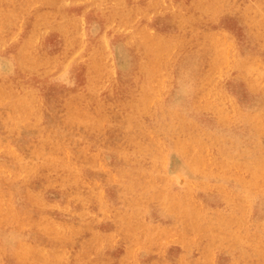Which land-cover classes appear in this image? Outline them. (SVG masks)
<instances>
[{
	"label": "rangeland",
	"instance_id": "374dc122",
	"mask_svg": "<svg viewBox=\"0 0 264 264\" xmlns=\"http://www.w3.org/2000/svg\"><path fill=\"white\" fill-rule=\"evenodd\" d=\"M0 127V264H264V0H0Z\"/></svg>",
	"mask_w": 264,
	"mask_h": 264
},
{
	"label": "bare ground",
	"instance_id": "6f19581e",
	"mask_svg": "<svg viewBox=\"0 0 264 264\" xmlns=\"http://www.w3.org/2000/svg\"><path fill=\"white\" fill-rule=\"evenodd\" d=\"M90 16V15H89ZM89 18V17H88ZM95 18V17H94ZM88 20H90V19H88ZM85 21V20H84ZM99 21V20H98ZM88 22V21H87ZM91 22V21H90ZM94 23V22H93ZM91 24V23H90ZM100 25V24H99ZM101 27V26H100ZM88 28H86V30H87ZM85 30V31H86ZM97 31V30H96ZM82 32H84V31H82ZM89 37V36H88ZM116 37V36H115ZM118 41H119V39H117ZM121 40V39H120ZM111 42V41H110ZM117 43V42H116ZM122 43V42H121ZM59 45V44H58ZM109 47V46H108ZM128 49V48H127ZM126 49V50H127ZM110 50V49H109ZM125 51V50H124ZM123 51V52H124ZM131 52V51H130ZM2 53V52H1ZM125 53V52H124ZM11 55V54H10ZM3 57H4V55H3ZM2 57V58H3ZM121 57V56H120ZM133 57V56H132ZM115 58V57H114ZM119 60V59H118ZM128 60V59H127ZM134 60V59H133ZM2 61V60H1ZM114 61V60H113ZM136 62V61H135ZM6 65V64H5ZM13 65V64H12ZM114 65V64H113ZM116 67V66H115ZM2 68H4V67H2ZM73 68V67H72ZM120 69V68H119ZM126 69V68H125ZM128 69V68H127ZM13 70V69H12ZM132 70V69H131ZM69 71V70H68ZM127 72H129V71H127ZM183 74V73H182ZM15 75V74H14ZM180 75H181V73H180ZM184 75V74H183ZM12 76V75H11ZM122 76V75H121ZM183 78V77H182ZM123 79V78H122ZM179 79V78H178ZM181 85H182V83H181ZM47 96V95H46ZM54 110V109H53ZM52 115V114H51ZM46 118V117H45ZM48 119V118H47ZM46 119V120H47ZM50 120V119H49ZM43 121V120H42ZM59 121V120H58ZM47 122V121H46ZM54 122H55V120H54ZM44 123V122H43ZM47 124H49V123H47ZM51 125L53 124V122L52 123H50ZM44 127H45V125H44ZM1 128V127H0ZM61 130V129H60ZM65 130V129H64ZM63 130V131H64ZM82 130V129H81ZM38 131V130H37ZM36 131V132H37ZM66 131V130H65ZM3 133V132H2ZM14 133V132H13ZM41 133V132H40ZM47 133V132H46ZM68 133V132H67ZM42 134V133H41ZM48 134V133H47ZM27 135V134H26ZM45 135V134H44ZM61 135V134H60ZM67 135V134H66ZM2 137V136H1ZM33 137V136H32ZM65 137V136H64ZM69 137V136H68ZM50 138V137H49ZM59 138V137H58ZM66 138V137H65ZM56 139V138H55ZM68 139V138H67ZM2 140V139H1ZM0 140V141H1ZM7 140V139H6ZM59 140V139H58ZM57 140V141H58ZM9 141V140H8ZM19 141V140H18ZM10 142V141H9ZM11 143V142H10ZM71 144V143H70ZM10 145V144H9ZM14 145V144H13ZM70 146V145H69ZM75 146V145H74ZM21 148V147H20ZM15 149V148H14ZM71 149H72V147H71ZM19 151V150H18ZM46 151V150H45ZM48 151V150H47ZM76 151V150H75ZM21 153V152H20ZM28 154V153H27ZM76 154V153H75ZM30 158H32V157H30ZM25 159H26V157H25ZM5 160V159H4ZM35 183V182H34ZM18 188V187H17ZM52 191H50V193H51ZM56 193V192H55ZM45 195V194H44ZM46 196V195H45ZM5 197V196H4ZM16 197V196H15ZM12 199V198H11ZM16 200V199H15ZM18 202V201H17ZM17 204V203H16ZM41 213V212H40ZM1 228V227H0ZM110 231V230H109ZM108 231V232H109ZM28 232V231H27ZM2 233H3V231H2ZM104 237L105 236H103V235H101V233H100V240H99V245L101 246V248H100V250H96L97 251V253H100V254H102L103 253V245L104 244H106V243H108V241H106L105 239H104ZM108 237H110V236H108ZM23 239V238H22ZM26 239V238H25ZM19 240V239H18ZM92 242H95V240L94 241H92ZM4 244V243H3ZM10 246V245H9ZM13 249H14V247H13ZM84 250H87L86 248H84ZM10 252V251H9ZM80 253H83V252H80ZM42 256H45V259H48V260H51V259H55V258H57L56 256L57 255H55V254H44V255H42ZM12 263V262H11Z\"/></svg>",
	"mask_w": 264,
	"mask_h": 264
}]
</instances>
